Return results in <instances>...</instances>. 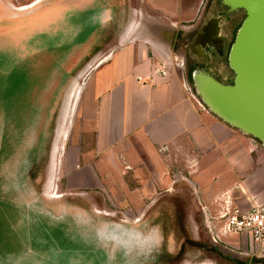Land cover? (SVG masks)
Returning <instances> with one entry per match:
<instances>
[{"label": "rangeland", "instance_id": "1", "mask_svg": "<svg viewBox=\"0 0 264 264\" xmlns=\"http://www.w3.org/2000/svg\"><path fill=\"white\" fill-rule=\"evenodd\" d=\"M32 1L0 0V264L257 261L243 253L247 245L235 235L213 241L208 215L181 179V168H171L170 184L146 177L142 194L134 191L137 178L127 164L108 175L111 168L98 165L96 154L113 136L104 121H90L96 106L91 75L120 46L132 16L161 27L162 13L140 0H39L18 9ZM227 7L223 0H207L200 22L179 37L161 28L174 43L171 65L187 57L189 65L203 61L202 70L217 80H232L226 66L189 51L195 31L209 18L217 19L219 36L231 44L244 10ZM250 137L264 154L261 142ZM215 214L218 230L222 220Z\"/></svg>", "mask_w": 264, "mask_h": 264}, {"label": "crops", "instance_id": "2", "mask_svg": "<svg viewBox=\"0 0 264 264\" xmlns=\"http://www.w3.org/2000/svg\"><path fill=\"white\" fill-rule=\"evenodd\" d=\"M140 1L162 13L161 27L132 16L120 46L99 60L91 75L96 106L90 121H104L113 136L96 154L98 165L110 167L108 175L127 164L137 178L134 191L140 192L146 177L148 183L170 184L171 168H181L180 177L191 184L207 222L226 208L264 202V154L248 134L217 117L189 91L184 58L175 65L168 61L176 53L163 30L179 37V31L194 27L207 0Z\"/></svg>", "mask_w": 264, "mask_h": 264}, {"label": "water", "instance_id": "3", "mask_svg": "<svg viewBox=\"0 0 264 264\" xmlns=\"http://www.w3.org/2000/svg\"><path fill=\"white\" fill-rule=\"evenodd\" d=\"M223 4L228 11H245L228 53L233 80L223 83L195 69L194 91L209 111L259 140L264 148V0H223Z\"/></svg>", "mask_w": 264, "mask_h": 264}, {"label": "built area", "instance_id": "4", "mask_svg": "<svg viewBox=\"0 0 264 264\" xmlns=\"http://www.w3.org/2000/svg\"><path fill=\"white\" fill-rule=\"evenodd\" d=\"M218 218L222 220L218 230L214 219L211 220L213 223H206L214 242L225 243L223 235H235L241 240L239 243L247 245L248 251L245 250L244 254L250 258L264 260V202L253 201L247 208H226Z\"/></svg>", "mask_w": 264, "mask_h": 264}, {"label": "flooded vegetation", "instance_id": "5", "mask_svg": "<svg viewBox=\"0 0 264 264\" xmlns=\"http://www.w3.org/2000/svg\"><path fill=\"white\" fill-rule=\"evenodd\" d=\"M227 10H228V7H227ZM225 13L227 14V16L229 15V12L228 13L225 12ZM244 17H245V11H244L243 18ZM243 18H242V20H243ZM212 20H213V18L207 19L206 22L201 24L200 27L198 28V30L195 31L193 39L189 44V51L193 54V56H195V58L198 57V58H203V60L206 59V60H209L211 62L213 61L215 63H221L224 66H226L230 72L233 73V71L231 70V68L228 65V53H229V48H230L231 44L228 45L225 43V37L224 36L220 37L219 34L216 37V36H214V33H213V35L210 33L207 35H205V34L200 35V33L203 31V29H205V27L209 23H211ZM242 20L239 22V25L242 22ZM232 24L235 27L238 23L234 22ZM237 27H236V29H237ZM232 36H233V38H232V40H233L235 33ZM183 64H184V67L186 69V73L188 74L187 78H189V80L191 79V74H192L193 70H195V69L196 70H202L203 69V61L197 60V63H192L191 65H189L187 57H184ZM233 76H234V73H233ZM232 80H233V78H232ZM232 80H230V82H228V83H231ZM250 264H264V260L252 261Z\"/></svg>", "mask_w": 264, "mask_h": 264}, {"label": "bare ground", "instance_id": "6", "mask_svg": "<svg viewBox=\"0 0 264 264\" xmlns=\"http://www.w3.org/2000/svg\"><path fill=\"white\" fill-rule=\"evenodd\" d=\"M38 3H40V1L39 0H34V1H32L31 3H29L28 5H25V6H22V7H19L18 9L19 10H25V9H29V8H32V7H34L35 5H37ZM214 28V29H213ZM215 28H216V30H217V32H218V23L213 19L212 20V22L211 23H209L206 27H205V30H204V33H203V35L205 34V35H207V34H212L213 35V33L215 32L214 30H215ZM211 30V31H210ZM215 35V34H214ZM217 35H218V33H217ZM217 37V36H216ZM100 61H98L97 63H99ZM264 149V148H263ZM56 197H60V195H56ZM78 224V223H77ZM85 225V224H84ZM53 227V226H52ZM53 230H55V229H53ZM71 230V229H70ZM87 231V230H86ZM57 232V231H56ZM63 232V231H62ZM61 232V233H62ZM72 232V231H71ZM78 232V231H77ZM79 233V232H78ZM87 233V232H86ZM85 233V234H86ZM35 235V234H34ZM44 235V234H43ZM46 235V234H45ZM50 236V235H49ZM72 236V235H71ZM89 236V235H88ZM36 237V236H35ZM44 237V236H43ZM42 237V238H43ZM46 237V236H45ZM78 237V236H77ZM80 237V236H79ZM67 238V237H66ZM65 238V239H66ZM94 238V237H93ZM48 239V238H47ZM50 239V238H49ZM54 239V238H53ZM84 240V239H83ZM90 240V239H89ZM97 240V239H96ZM52 241V240H51ZM80 241V240H79ZM56 242V241H55ZM75 242V241H74ZM86 242V241H85ZM113 242V241H112ZM48 244V243H47ZM54 244V243H53ZM75 244V243H74ZM110 244V243H109ZM115 244V243H114ZM57 245V244H56ZM102 245V244H101ZM46 246V245H45ZM52 245H50V247H51ZM54 246V245H53ZM90 246V245H89ZM106 246V245H105ZM116 246V245H115ZM39 247V246H38ZM91 247V246H90ZM117 247V246H116ZM36 248V247H35ZM38 249V248H37ZM69 249V248H68ZM75 249V248H74ZM91 249V248H90ZM101 251V250H100Z\"/></svg>", "mask_w": 264, "mask_h": 264}]
</instances>
